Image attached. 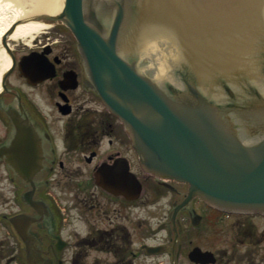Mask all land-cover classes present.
<instances>
[{"label":"flooded vegetation","instance_id":"obj_1","mask_svg":"<svg viewBox=\"0 0 264 264\" xmlns=\"http://www.w3.org/2000/svg\"><path fill=\"white\" fill-rule=\"evenodd\" d=\"M44 20L0 79V264H264V213L145 170L71 30Z\"/></svg>","mask_w":264,"mask_h":264},{"label":"water","instance_id":"obj_2","mask_svg":"<svg viewBox=\"0 0 264 264\" xmlns=\"http://www.w3.org/2000/svg\"><path fill=\"white\" fill-rule=\"evenodd\" d=\"M60 6L23 13L3 35L4 47L8 50L5 37L18 20L62 21L77 39L89 87L123 122L144 169L188 182L190 193L216 206L264 213V94L256 92L258 101L241 113L214 95V87L229 88L223 78L204 90L184 62L172 65L170 75L146 74L138 65L144 53L126 54L119 45L129 16L136 14L133 2L60 0ZM174 7L183 19L180 6ZM188 48L191 58L209 51ZM233 113L259 126L246 132Z\"/></svg>","mask_w":264,"mask_h":264},{"label":"bare ground","instance_id":"obj_3","mask_svg":"<svg viewBox=\"0 0 264 264\" xmlns=\"http://www.w3.org/2000/svg\"><path fill=\"white\" fill-rule=\"evenodd\" d=\"M128 1L130 5L133 2L137 8L136 14L132 18L129 16L128 25L120 37L119 45L124 53L134 50L144 54L152 50L159 52V72L166 70L169 65L184 62L195 71L199 85L204 90H210L213 84L217 86L216 81L223 78L234 86L236 97L243 99L247 96L244 93L250 90L246 79H251L264 94V0H216L214 7L213 0ZM175 1L183 5L180 15H183L185 22L174 7ZM193 1L198 5L195 10H190L186 3ZM53 8H60V0H0V21L4 22L0 26V38L23 13L51 9V12L56 11ZM108 16L107 13L105 19ZM46 26L43 21L23 18L16 22L7 35L8 38L33 37L34 33L42 31ZM190 29L195 31L193 37L202 38L201 43H206V47H198L209 50L198 52L200 59L191 58L188 48V37L191 34L186 33ZM205 31L209 36L203 34ZM192 45L195 47L197 44L194 42ZM201 54L204 58H201ZM0 61L1 78L11 63L4 47L0 48ZM163 75L157 74L159 78ZM213 92L220 99L221 90L214 87ZM254 95L256 93L250 90L253 100Z\"/></svg>","mask_w":264,"mask_h":264},{"label":"rangeland","instance_id":"obj_4","mask_svg":"<svg viewBox=\"0 0 264 264\" xmlns=\"http://www.w3.org/2000/svg\"><path fill=\"white\" fill-rule=\"evenodd\" d=\"M176 3H177V1L174 2V5H176ZM177 4L180 6V9H183V5L181 3H177ZM182 17H183V15H182ZM3 23L4 22L0 21V26L3 25ZM47 23H49V22H47ZM46 28H47V26L44 29H46ZM59 32L62 33L63 30H59ZM40 33H41V31L37 32V33H34L32 35L33 37H27V36L19 37V38H10V37L8 38L7 37L6 41L9 44V47H17L20 44V45H23V46H26V47L29 48V46H32L33 38L39 36ZM3 35L0 38V48L4 47L3 44H2ZM24 42L27 43V45L23 44ZM159 55H160V53L159 52L157 53V51H154V50H152L150 53H145L141 58H139V61H140V64H141V68L145 72L147 71V73L151 72L152 74L156 75L160 71L159 70L160 69V64H159L160 63V60H159L160 56ZM0 64H1V61H0ZM168 69H170V65H169V67H167L166 70H168ZM161 72H164V71H161ZM89 104L90 105L101 104V101H98L97 99H93L92 100V98H91V101L89 102ZM123 134L126 137V134L125 133H123ZM125 148H126V144L124 145L123 149L125 150ZM126 150H128V149L126 148Z\"/></svg>","mask_w":264,"mask_h":264}]
</instances>
